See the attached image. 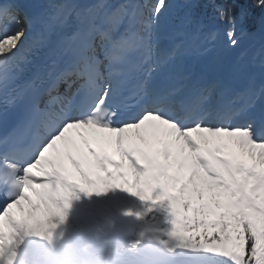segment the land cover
<instances>
[{
	"label": "snow or ice",
	"instance_id": "obj_1",
	"mask_svg": "<svg viewBox=\"0 0 264 264\" xmlns=\"http://www.w3.org/2000/svg\"><path fill=\"white\" fill-rule=\"evenodd\" d=\"M260 4L264 5V0H260ZM165 11V0H158L151 23L143 26H138L136 13L130 12L127 4L115 5L109 0H62L46 14L42 24L43 39L39 43L47 68V96L41 97L37 91L25 101L27 111L23 124L25 130L34 129L36 133L34 159L21 166L14 159L0 157V186L8 193V203L0 210V264H14L16 249L26 236L52 239L57 227L64 222L71 201L80 194L101 195L115 189L137 196L145 203V212L160 209L166 213L171 229L165 234L174 241L173 249L182 250L192 264H264V113L249 115L247 107L251 103L239 109L212 106L206 95L190 100L148 79L131 90L128 88L135 74L151 61L153 49L158 47L159 38L153 39L150 29L159 23ZM221 16H225L223 11ZM228 19L232 27L226 36L231 46H237L234 18ZM6 22L16 26L11 34L3 28ZM19 24L18 9L0 5V104L7 103V86L15 71L12 60L19 52L18 42L25 37ZM157 70L158 66H150L148 74ZM61 83L68 84L69 89L78 85L72 99L57 92ZM253 97L254 94L249 95L250 102ZM131 101L150 107L139 117L114 123L113 117ZM74 111L81 115L73 116ZM233 118L244 122H223ZM148 121L166 126L168 134L177 141L182 140L190 150L185 158L191 161L187 175H168L163 165H154L147 156L144 157L147 163L142 164L136 156L125 152L135 173L134 179L129 180L122 170V162L97 155L89 146L88 151L96 155L95 166L107 173L103 178L105 182L119 180L122 184L110 185L102 191H83L61 176L57 160L46 157L71 128L94 126L107 132L124 133L128 129H140ZM192 133L201 134L205 144L211 142L209 138H232L241 154H246L253 163H247L236 154H221L227 145L202 147L192 138ZM183 150L182 147L180 152ZM163 154L165 158L171 155L167 147ZM69 159L83 175L80 164L71 156ZM109 166L117 171H107ZM152 167L158 169L157 174L146 178L141 186L140 177ZM161 177L170 184L154 186ZM205 189L215 194L216 206L225 210L208 219L211 208L201 204L193 209L191 217L184 215L178 219L179 212H174L173 205L187 212L194 197L203 200ZM29 190L40 196L50 216L47 223L39 219L32 224L17 223L12 219L11 209L19 206L23 211L21 202H31V197L26 195ZM149 191L150 199L146 198ZM217 197L224 198L223 204ZM134 214L143 215L125 213ZM201 227L204 228L203 244L199 242L200 237L184 235ZM209 228L213 230L211 235ZM229 229L234 231V238L226 236L221 240Z\"/></svg>",
	"mask_w": 264,
	"mask_h": 264
},
{
	"label": "rangeland",
	"instance_id": "obj_2",
	"mask_svg": "<svg viewBox=\"0 0 264 264\" xmlns=\"http://www.w3.org/2000/svg\"><path fill=\"white\" fill-rule=\"evenodd\" d=\"M173 1L174 0H165L167 9H169L172 6ZM206 1L208 0H178L179 6L177 7L181 6L182 14L184 15L185 9L186 10L188 9V13H189V21L181 22L183 18L182 16V18L180 19V24L183 26H188V25L191 27L196 26V27H199L204 32L203 33L204 40L202 42V46L200 47V50L202 52L201 54L207 55L213 52L214 56H222L224 54L228 55L229 53H231V51L236 50V52L239 55L238 57L239 63H238V67L236 70L237 74H239V76L242 79H245L246 73L244 71V68H248L249 66H252V73H256L254 66L259 67V61H261V59H264V19L258 29L251 31V32H247V31L242 30L245 28H240V25L243 22V18L245 17L246 11H244V9L242 8L243 6L240 5L237 0H229L228 7L226 8L221 7L223 9V12L225 13L224 17L221 16V12L219 11L220 7H216V6L212 8V11L216 12V14H212L211 12L205 13L204 12L205 8H203V3H205ZM111 4L113 3L111 2ZM154 15L155 13L153 11V16ZM248 15L249 14H247L246 16ZM229 17L234 18L235 33H236V39L238 40V45L237 46L228 45L230 49L226 51L227 44H230L227 39L226 33L230 29V27H232V24L229 22V19H228ZM209 32L210 33L214 32V36L212 40L209 39V36H208ZM206 45H208L207 48H206ZM58 93L62 96L65 95L64 91H61ZM137 131L138 129H128L127 130V132L129 133H133V132L136 133ZM100 134L103 135L102 132ZM209 139L211 142L208 144H205L202 138H201V142L205 144L207 147L212 148L217 145H220L221 141H223L222 145H227V147H225L224 149V152L226 154H236L238 156H241V158H243L247 163L249 164L253 163V160L250 157H248L246 154H241V150L234 144L232 138L217 137V138H209ZM180 142L182 143V145H184L182 140H180ZM176 149L177 150L175 151V155L177 156L178 148ZM183 149H186L185 155H184V157L186 158L190 150L187 149L186 146H184ZM182 155L183 154L178 153L179 158H181L180 156ZM183 160L185 162L188 161L186 159H183ZM26 195H28V193H26ZM214 195L215 194L213 192H209V191L207 192V190L205 189L203 200H199L195 198V206L199 207L201 204L210 206L211 213L207 216L209 219L214 218L213 214L220 213L222 212V209H223L222 206L221 207L216 206L215 202L213 201ZM135 202L138 204H141V201L139 200H135ZM39 204H42L44 206V204L41 202H39ZM215 208H216V211L213 213ZM44 209L47 212L45 206H44ZM182 212H185V211H182ZM68 214L75 215L73 212H68L67 215ZM191 214H193V212L187 211L184 213V215H187V216H191ZM33 215L34 214L30 215L33 219V222H35L36 219H39L41 221L40 217H35V215L34 216ZM47 218H50V216H47ZM77 218L79 219L78 214H77ZM150 228H151L150 232L146 233V238L142 239L144 240V242L146 241L145 243L147 244L146 246H141L140 243H135V240H132L131 242L134 248L136 247V245L139 246V249H137L138 247H136L139 253L145 254V256L147 253L149 259H152L151 262L155 264H158L156 261L158 259L160 260L161 264H168L169 262L172 261L174 257L173 255L174 253L182 254L180 257L182 259L186 258L187 261H189V262L187 261L184 262L185 264L190 263L191 260L182 250L173 249L172 245L174 244V241L170 240V238L165 234L166 232H163L162 233L163 236H160L159 223L155 224L154 226L150 225ZM144 247H146V249ZM181 263H183V260L181 261Z\"/></svg>",
	"mask_w": 264,
	"mask_h": 264
},
{
	"label": "bare ground",
	"instance_id": "obj_3",
	"mask_svg": "<svg viewBox=\"0 0 264 264\" xmlns=\"http://www.w3.org/2000/svg\"><path fill=\"white\" fill-rule=\"evenodd\" d=\"M110 1H112V0H110ZM72 131V130H71ZM90 132H95V133H90ZM102 132V134L103 135H101L100 133ZM139 132L141 133V132H145L142 128H140L139 129ZM88 133L89 134H87V133H85V135H82L81 137H83V139L85 140V138H91L90 136L91 135H93V136H95V138L97 139V140H101V139H103V140H105L108 144H110V146L112 147V148H114L113 146H118V143H117V141L115 140V137H113V136H111L110 134L111 133H108L107 131H105V130H103V129H99V128H96V127H94V126H92V131L91 130H89L88 131ZM146 133V132H145ZM70 134V133H69ZM75 138H77V136H75ZM82 139V140H83ZM80 140V139H79ZM90 140V139H89ZM89 140L87 141V142H89ZM74 141H75V144H77L76 143V141H77V139L75 140L74 139ZM73 139H71V143H68V146L70 147V148H74V145H73ZM80 142V141H79ZM183 142V141H182ZM182 144V143H181ZM66 146V145H65ZM176 149V148H175ZM177 150V149H176ZM184 155L185 154H183L182 156H180L181 157V159H185V157H184ZM184 157V158H183ZM79 164H81L82 166H83V168H87V167H90V163H89V161L87 160V159H85V158H83L82 160H79ZM26 206V205H25ZM81 222V221H80ZM79 222V223H80ZM45 223V222H44ZM76 223H78V222H76ZM68 227H70V225L69 226H67L66 228H68ZM74 228H76V226H73ZM76 229H78V228H76ZM109 238L108 237H106V236H100L99 237V242L98 243H96V244H94L93 245V247H95V246H99L100 244H102V243H104V241L105 240H108ZM136 247H138L137 249H139V246H137L136 245ZM119 248H121V247H119V246H117L115 243H113L112 244V249H119ZM126 248V247H125ZM78 253V251L77 252H74L73 253V257H78L79 259H81V260H83V259H87L86 257L87 256H85V255H82V254H77ZM85 256V257H84ZM87 261V260H86ZM151 263H153V262H151ZM87 264H91V263H89V261L87 262Z\"/></svg>",
	"mask_w": 264,
	"mask_h": 264
},
{
	"label": "trees",
	"instance_id": "obj_4",
	"mask_svg": "<svg viewBox=\"0 0 264 264\" xmlns=\"http://www.w3.org/2000/svg\"><path fill=\"white\" fill-rule=\"evenodd\" d=\"M240 2H245V0H239ZM247 7L248 11L251 13V20L253 22V25L251 26L252 28L256 26L264 14V5L260 4V0H247ZM226 236H231L234 238L235 233L232 229H229V232L224 234L223 237H221V240H225ZM193 237V236H192ZM194 237H199V236H194ZM192 242H196L195 239H193ZM201 244L205 243L203 238L199 240ZM215 244V242H213ZM229 247L231 246V241L228 242Z\"/></svg>",
	"mask_w": 264,
	"mask_h": 264
}]
</instances>
